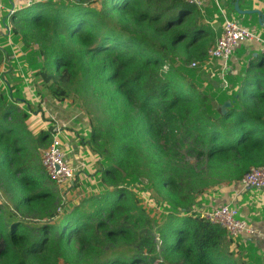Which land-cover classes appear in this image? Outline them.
<instances>
[{"label":"trees","instance_id":"obj_1","mask_svg":"<svg viewBox=\"0 0 264 264\" xmlns=\"http://www.w3.org/2000/svg\"><path fill=\"white\" fill-rule=\"evenodd\" d=\"M95 2L38 1L11 18L24 47L39 49L35 79L47 102L67 101V86L84 77L105 103L107 119L84 142L112 164H98L100 194L59 213L42 162L32 166L21 155L33 121L0 91V264H239L234 239L189 213L212 184L238 185L264 167V53L252 58L224 113L181 66L203 63L214 45L198 7L101 0L97 9ZM39 132L40 142L52 138ZM130 175L165 192L180 211L163 233L160 256L146 210L124 187ZM79 184L76 176L71 189Z\"/></svg>","mask_w":264,"mask_h":264},{"label":"crops","instance_id":"obj_2","mask_svg":"<svg viewBox=\"0 0 264 264\" xmlns=\"http://www.w3.org/2000/svg\"><path fill=\"white\" fill-rule=\"evenodd\" d=\"M0 2L4 3L5 6V9L0 12V36L7 37L9 42H7L8 46L6 45L5 47L0 45V48L4 49L7 54L9 52L13 54L12 49L16 44H18L16 41L19 38H17L13 32V22L11 20L13 16L9 17V12L14 6L16 9H18L17 12L23 8L19 9V5L17 4L16 0H0ZM239 4L243 11H259L262 16H259V14H255L253 12L249 14H239L235 10V0H202V7L199 9L200 14L202 15V20L204 21L205 25L212 29L215 43L222 35L223 25L226 18H233V20H235L237 19L235 16L237 14L246 16L251 21L250 30L260 37L264 35V0H240ZM235 12L237 14H235ZM240 20L243 21L241 17ZM13 43H15L14 46ZM239 50L236 51V53L226 64L221 61H215L207 58L203 63H197L199 71L194 77L188 74L192 81L202 91V93L211 98L212 103L216 107H222V105H224L226 102L233 103V100L230 98L225 100L222 99V101L224 100L222 102L220 99V93H222L223 90L228 89L229 96L234 97L241 87L250 61L253 57H255V54L258 56L259 54L263 53V47L257 43H245ZM14 52L16 51L14 50ZM16 68L10 67V69L7 71L9 74H11L10 76L14 80V83H10L9 87L10 91L14 93V98L11 99V102H14L15 106L21 111L27 113L30 120L34 121V123L38 122L39 117L42 116V112L44 115L46 110V114L48 115H44V118L47 117L45 119L51 122L50 127L46 128L50 129L53 127L52 138L54 135L59 137L62 147L67 154V159L75 169L77 174L76 176L80 182L85 183V178H87V175H89L91 172L98 175V164L102 163L99 159L95 161L96 163L94 162L96 165L93 163L92 156L90 155V152L87 148L89 146L84 142L86 138H81L82 135L80 136V125H82L81 122L83 121V116L77 112L75 108L72 109L68 105L57 100H54L53 102H47V99L45 100V98L40 100L42 103L40 105L41 108L39 111L34 112L29 109L30 105L34 106V98L37 101V97L34 92L35 84H33V81H27L25 78V81H21L16 75L18 73L15 70ZM22 73L24 72L22 71ZM228 77H232L233 80L229 81ZM223 84L225 89L220 87V85ZM22 87L23 91L26 93V95L28 94L31 99L29 97H23L22 92H18ZM211 112L215 113L213 110ZM75 134L79 137L80 141L76 140L74 137ZM222 186L223 188H219L216 192L209 191L205 193L200 199L202 205L199 207L203 209H210L218 208L222 205L231 203L236 205L239 208L241 215L249 222V225L254 230H256V232L253 234L244 233L240 235V239L245 241V245L248 246L250 244L249 246L252 248L253 253L256 254V264H263L264 194L261 193L259 196H256V203H254L255 200H253L254 202H250V200L245 199V194L250 189H243L241 184H234L233 186L223 184Z\"/></svg>","mask_w":264,"mask_h":264},{"label":"rangeland","instance_id":"obj_3","mask_svg":"<svg viewBox=\"0 0 264 264\" xmlns=\"http://www.w3.org/2000/svg\"><path fill=\"white\" fill-rule=\"evenodd\" d=\"M36 1L62 5V4H73L75 0H35V2ZM95 1H96L94 4L95 7H97V9H100L101 0H95ZM235 14L237 13L235 12ZM235 16L237 17V19H235L234 21L238 22L240 25L248 29L251 28V21L246 16H241L238 14ZM240 17L243 19V21L240 20ZM231 19L233 20V18ZM109 21L113 25H116L118 28H120V24H116L117 19L111 18V20ZM128 28L126 27L127 31ZM262 38L264 39V35H262ZM7 42H8L7 37L0 36V45L6 47V45L9 43ZM16 42H18V44H16L17 46L15 45V47L12 49L13 54H11V52L7 54L6 51H4V49L1 48V50L3 51V56L0 55V88H1L0 91L6 98V101L8 103H11V99L14 98L13 97L14 93L10 91L9 87H10V83H14L13 82L14 80L10 76L11 74H9L7 71L10 69V67H15V68L17 67L15 69L18 72L16 75L20 78L21 81H25V79H27V81L31 80L33 81V84H36L34 87L35 88L34 92L36 94L37 101L34 98V102H33L34 106L30 105L29 109H31L34 112H37L41 108L40 105L42 102L40 100H43L44 98L43 96H45V89L42 87L40 80L37 81L35 79V75L37 71L41 69V63H40L41 57L39 54V49L33 46L30 49H26L20 39H17ZM14 44L15 43H13V46ZM214 44H215V40H214ZM14 50L16 52H14ZM175 63H177V60H175ZM194 63L197 64L198 62L193 61L188 65H181L185 68V72L193 77L199 71L198 65L193 66ZM22 71L24 73H22ZM228 79L229 81L233 80L232 77H228ZM220 87L224 88V84L220 85ZM92 90H93V86L90 85L87 78L79 77L77 80H75L74 82H72L70 85L67 86V91L69 93V96L67 98V101L64 102V104L68 105L69 107L71 106L75 108L76 111L83 116L82 117L83 121L81 122L82 125H80V133H81L80 136L82 135L81 138L85 137L86 139L87 138L91 139L92 127L94 124H104V121L107 119V115L105 113V103L102 100H98L94 96ZM18 92L19 93L22 92L23 97H29L28 94L26 95V93L23 91V87L19 89ZM220 94H221V98H220L221 101L222 99L225 100L227 98L234 100V97L229 96L228 89L223 90L222 93ZM29 98L31 99V97ZM213 109L215 108L214 107L211 108L210 111H212ZM44 115L46 116L48 115L46 114V110ZM44 115L42 112V116L39 117L38 122L34 123L33 121L32 127H30V130L25 132V134L23 135L24 140L20 144L21 146L25 147L21 155H23L24 152L26 153V155H23V157L26 158V163L31 164L32 166H38L40 168H41L42 156L45 150L52 143V139H48L45 143L40 142L37 136L40 133L38 131L41 129L49 130L50 135H52L50 129L46 128V127L48 128L50 127L51 122L49 120L47 121L45 119L47 117L44 118ZM19 130L21 129L19 128ZM74 137L76 138L77 141L78 140L80 141L79 137L76 134ZM87 148L90 152V155L92 156L93 163L97 161V159H99L103 167L112 164V160L110 158L106 156H101L99 153L93 152L92 149H90L91 147H87ZM42 174H44V172L40 171V175ZM84 182L85 183L82 182L83 185L79 184V189L73 188V190L71 188H70L71 190L69 189L70 184H66L64 187H62V186H57L51 182H48V185L51 187V189L55 192L57 196L55 206L59 211V213H62V211L66 207L72 206V203L73 204L78 203L84 197L100 194L105 188V185L103 184V182H101V174L96 175L91 172L89 175H87V178H85ZM224 185H229V184H224ZM124 187L128 188V190L132 193V195L139 203V205L146 210L149 217V226L152 229V236L154 237L155 240L156 255L160 256L161 246H162L161 240L163 233L167 225L170 223L172 217L179 215L180 211L171 208L168 201H166L167 197L165 195V192L154 190L151 183H149L144 178H139L133 175L127 176L125 178ZM221 187L223 188L222 185L212 184L210 191L216 192ZM261 193L264 194V190L250 189L245 194V199L250 200V202H254L253 200H255L254 203H256V196H259ZM201 197L202 196L199 197V203L202 205L200 201ZM4 203L7 205V208L11 209V211L14 210L13 203H9L6 201H4ZM197 206L193 205L191 211H193V209L195 208H198ZM26 223L37 224V221L34 222L31 220H26ZM249 245L248 246L245 245V241L241 240L240 236L234 239V244L231 246V251L235 253L234 260L236 261V263L240 264L242 262H245L247 264L248 263L256 264V254L253 253V250Z\"/></svg>","mask_w":264,"mask_h":264},{"label":"built area","instance_id":"obj_4","mask_svg":"<svg viewBox=\"0 0 264 264\" xmlns=\"http://www.w3.org/2000/svg\"><path fill=\"white\" fill-rule=\"evenodd\" d=\"M188 4L202 7V0H186ZM19 9L29 7L35 0H16ZM5 9L4 3L0 2V12ZM15 6L9 12V17L17 13ZM245 43H257L263 47L264 39L252 30L240 25L238 22L227 19L224 21L222 35L208 52V58L221 61L226 64L236 51ZM197 64H193L196 66ZM59 132V131H58ZM43 167L46 169L49 179L57 186L64 187L70 184L72 188L76 180V171L67 159L61 141L57 135L52 138V143L45 150L42 159ZM243 189L264 190V167L252 168L241 180ZM198 207V206H197ZM196 211V212H195ZM198 216L207 222L223 228L232 239L238 238L244 233L256 232L249 222L241 215L239 208L234 204H225L218 208L203 209L195 208L189 213Z\"/></svg>","mask_w":264,"mask_h":264},{"label":"water","instance_id":"obj_5","mask_svg":"<svg viewBox=\"0 0 264 264\" xmlns=\"http://www.w3.org/2000/svg\"><path fill=\"white\" fill-rule=\"evenodd\" d=\"M240 0H235V10L239 13V14H249V13H255V14H259V16H262V14L259 11H243L240 8V4H239ZM262 21V18H261ZM257 56V54H255V57ZM232 106L231 102H226L224 103V105H222L221 109L222 111L225 113L227 111L228 108H230Z\"/></svg>","mask_w":264,"mask_h":264}]
</instances>
